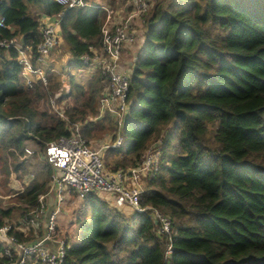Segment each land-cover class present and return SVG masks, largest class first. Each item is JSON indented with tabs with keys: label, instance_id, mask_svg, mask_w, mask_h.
I'll use <instances>...</instances> for the list:
<instances>
[{
	"label": "trees",
	"instance_id": "1",
	"mask_svg": "<svg viewBox=\"0 0 264 264\" xmlns=\"http://www.w3.org/2000/svg\"><path fill=\"white\" fill-rule=\"evenodd\" d=\"M35 1L0 0V39L36 50L42 24ZM100 6L46 0L45 14L62 13L65 65L81 68L83 54L101 51ZM141 20L144 41L121 128L110 112L101 114L108 80L100 72L81 80L70 71L69 91L56 97L60 72L29 87L18 51H0V165L6 176L11 166L22 173L25 186L20 204L0 205V225L10 221L20 240L42 235L43 227L25 236L15 226L51 186L48 144L78 124L91 144L123 135L119 147L103 151L109 172L131 170L151 146L160 162L145 180L140 203L148 209L141 212H125L99 193L68 192L54 231L68 243L62 264H264V0H154ZM27 147L34 153L26 155ZM154 209L171 220L169 234L159 232Z\"/></svg>",
	"mask_w": 264,
	"mask_h": 264
},
{
	"label": "built area",
	"instance_id": "2",
	"mask_svg": "<svg viewBox=\"0 0 264 264\" xmlns=\"http://www.w3.org/2000/svg\"><path fill=\"white\" fill-rule=\"evenodd\" d=\"M67 8H83L93 5L88 0H54ZM154 0H130L132 8L124 6L116 9L110 5H101L106 11V18L102 24L101 51L94 48L91 52L81 56V69L86 72H100L107 78L108 86L101 98V114L108 111L118 122L123 125L128 112L130 75L120 71L122 55L126 44L135 39L132 34L133 23L141 19L149 10ZM62 13L57 15H43L39 19L42 24L41 39L34 51L30 46H25L16 38L0 39L2 49L15 48L18 51V61L22 66V75L29 87L34 84L35 78L47 82L48 71L58 72L49 61L50 52L62 43L60 23ZM5 26V18L0 17V27ZM59 73V72H58ZM62 74V73H61ZM63 83H66L68 73L62 74ZM59 95L56 93L55 95ZM54 101V100H53ZM55 111L62 117L64 113L54 101ZM80 125H76L72 133L63 136L48 144L49 151H56L60 161L56 163L55 172L52 174L51 186L46 193L39 196L40 205L30 212L25 221L15 226V230L29 236L34 228L43 227L41 236L25 241L11 234L12 224L0 225V258L6 257L4 264H62L67 250V241L64 238H54L56 219L61 211V204L65 192L73 191L80 197H86L95 192H112L115 196L117 207L130 206L134 210L144 211L148 207L141 206L140 199L144 190V183L159 169L160 151L149 149L142 161L125 172L122 170L109 172L105 168L103 151L109 147H119L123 143V135L119 132L114 141H106L97 149L80 133ZM30 147L25 149V154H33ZM54 200L55 209L46 217L47 205ZM153 217L159 224V232H171V220L158 210H153ZM171 253L170 246L166 254Z\"/></svg>",
	"mask_w": 264,
	"mask_h": 264
},
{
	"label": "rangeland",
	"instance_id": "3",
	"mask_svg": "<svg viewBox=\"0 0 264 264\" xmlns=\"http://www.w3.org/2000/svg\"><path fill=\"white\" fill-rule=\"evenodd\" d=\"M88 1L92 4L100 3L101 5H110V6L115 7L116 9H120V8L128 5V3H127L128 0H88ZM45 5H46V0H40V1L37 0L33 3H31V8H32L34 14L39 19H43V14H45L44 13L45 12ZM142 19H143V17H142ZM143 31H144V29H143ZM134 37H135L134 40H136V35H134ZM60 46L61 47L58 48V51H56L52 55V57L55 58V60H57L55 63H53L54 68L57 69L58 72H60L62 74L64 72L69 73L70 71H72L73 73L82 77L83 79H81V80H86L85 78H87L90 75L89 72L82 71L83 68L81 69V68L72 67V66L69 67L68 65H65L68 61L67 50L64 49L62 44ZM67 79H66V82H67ZM60 91H61V87H60L59 91L57 92V94ZM54 99H55V97L53 98V100ZM53 104H54V101H53ZM104 138L105 139L109 138V136L107 134H105ZM103 141H104V139H102L101 141L100 140L94 141L92 143V145H93V147L99 149L106 140L104 142ZM153 148H154V146H151L150 149H153ZM60 156L61 155H59L56 151H48L45 155V157L50 158V161L53 163L54 170L56 169V163H58L60 161ZM9 173L10 174L8 176H6L2 165H0V205L2 207H5V208L11 207V206H16V204H20V202L17 199V196L25 188V186H23L24 185L23 184L24 178L22 177L23 176L22 173L16 172V170H14L12 166L10 168ZM6 180H8V181H6ZM68 192L72 193L73 191L70 190V191L65 192V198H66V196H68ZM101 195L103 198L107 199L111 205L117 207L115 205L114 193L102 192ZM54 209H55V204L53 201L47 205V212H46L47 218L50 216V214L53 212ZM121 209L125 212H133L134 211L133 209H131L127 205L122 206ZM16 214H17V219L19 220V217H20L19 212H16ZM87 216L90 217V211H88ZM18 220H16V217L14 214L13 223H16ZM9 223L12 224L10 221H9Z\"/></svg>",
	"mask_w": 264,
	"mask_h": 264
},
{
	"label": "crops",
	"instance_id": "4",
	"mask_svg": "<svg viewBox=\"0 0 264 264\" xmlns=\"http://www.w3.org/2000/svg\"><path fill=\"white\" fill-rule=\"evenodd\" d=\"M43 20L45 21V17H44ZM131 30H132V34L133 35H136V40H133V41L128 42L126 44L124 53L122 55L121 64H120V71H122L124 73H127L129 75L133 71V66H134V62H135V60L137 58L138 51L141 48V46L143 45V41H144V31H143L142 20L141 19H136L134 21V23H133V27H132ZM49 61H51V63L53 64L56 60H55V58H53V57L51 58L50 57L49 58ZM107 86H108V84L106 85V87ZM104 90H103V92H104ZM68 91H69V85H68V83L67 82L66 83H63L61 85V91L58 93V95H60L62 93H66ZM53 201L54 200L51 199L49 203H51Z\"/></svg>",
	"mask_w": 264,
	"mask_h": 264
}]
</instances>
